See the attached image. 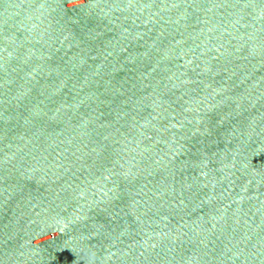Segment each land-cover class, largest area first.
Wrapping results in <instances>:
<instances>
[{
  "label": "water",
  "instance_id": "95a60500",
  "mask_svg": "<svg viewBox=\"0 0 264 264\" xmlns=\"http://www.w3.org/2000/svg\"><path fill=\"white\" fill-rule=\"evenodd\" d=\"M0 264H264V0H0Z\"/></svg>",
  "mask_w": 264,
  "mask_h": 264
}]
</instances>
